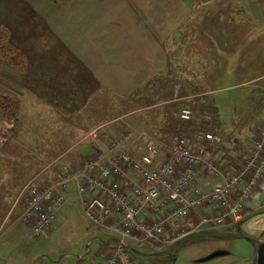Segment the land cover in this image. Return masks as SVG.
Listing matches in <instances>:
<instances>
[{"label":"rangeland","instance_id":"374dc122","mask_svg":"<svg viewBox=\"0 0 264 264\" xmlns=\"http://www.w3.org/2000/svg\"><path fill=\"white\" fill-rule=\"evenodd\" d=\"M25 1L45 18L58 37L82 59L88 55L93 56L94 52L99 55L103 52L101 48H94V43L89 44L86 50L79 48L89 41L87 27L99 29L104 26L109 32L111 27H115L111 33L102 34L115 36L119 29H125L127 25H134L136 22L144 25L148 18L144 10L156 2ZM21 3L20 0H0V150L8 147L12 162H17L16 167L12 166L13 181L18 182L13 184L14 194L27 184L23 189L26 195L31 184L47 187L56 186L61 180H71V173L97 157H102L108 164L123 151L139 156L140 150L146 145L141 135L152 138L162 151H169L178 135L187 133L193 139L200 130L212 132L217 143L222 141L220 150H211L214 157L228 161L234 156L236 158L233 161L241 160L245 163V155L253 147L260 123L264 120V0H196L195 3L187 0L190 19L192 15H197L195 21H205L204 33L208 36L202 37L198 30L191 35L187 26L181 33L182 26L180 28L176 20L165 22L168 27L159 28L160 35L153 30L154 36L160 37L162 45L167 49V57L164 58V71H159L156 76L148 79L144 98L140 93L117 96L112 90L104 89L96 97L90 95L89 88L95 87L80 83L89 73H80L76 79L78 73L70 65L64 66L60 62L56 42L47 43L49 37H45L42 25ZM126 3L135 7L136 22L132 12L125 8ZM51 6L56 10H52ZM248 14L254 20L249 19ZM139 25L135 27L144 35V30ZM180 33L191 37H184L180 42L169 40L171 35L177 38ZM213 34L219 47L218 44H211L214 42ZM148 37L145 35V40ZM48 44L51 52L53 51L51 54ZM172 61L179 70L170 69ZM235 61L239 68L231 71L230 66ZM103 72L107 76L113 71L106 69ZM13 79L19 80L28 89L12 84ZM23 91L35 101L31 102L30 99L29 103L28 99H23ZM157 91L158 96L155 93ZM211 100L217 101L215 110L218 111L209 109ZM176 104L183 107L178 106L176 111L173 106ZM185 108L192 109V118L184 121L180 110ZM200 110L203 111V116H198ZM173 118L183 119V123L177 125L173 122L171 125ZM97 119L100 122L98 126L101 127L96 131L94 121ZM149 119L151 123L146 124ZM83 121L91 125L82 129ZM176 125L180 126L179 129ZM77 127L81 129L77 131ZM17 131L22 135L19 136ZM129 132H133L134 136L118 144L115 149V141ZM24 136L30 141L26 140L25 147L21 146L19 150L18 142ZM87 145L92 146V152L85 156L83 151L88 152ZM20 160L25 161L26 166L23 167L20 163L19 167ZM79 183V179L72 181L66 193V196L73 197L71 203L75 204L68 203L61 213H55L53 226L42 236L29 233L30 228L22 221L21 214L16 221L19 225L13 231L8 232L6 228L10 223H5L7 227L0 232V264H76L78 256L85 255L86 252L88 256L86 255L85 260L97 261L103 257V252L98 253L99 250L95 248V237L91 234L96 231V225L85 215L84 204L76 191ZM263 184L264 180L259 190V193L262 191L261 196L251 206H264ZM72 187H75L76 195L71 193ZM79 204L83 207L84 214ZM2 206L4 210L6 206ZM263 206L256 210L247 207L248 213L264 209ZM70 210H74V213L66 214ZM143 217L139 219L142 220ZM196 220L197 217L170 220L164 229L165 234L174 238V241L145 246L156 247L154 252L164 248H167L166 251H174L172 244L181 235L184 236L185 231L181 230L196 228ZM107 222L101 220V224ZM243 231L264 237V214L248 221ZM18 235L20 240H17ZM213 240L215 239L202 238L190 242L189 247L181 251L175 264L255 263V243L246 239L225 240L223 243ZM216 243L223 244L229 254L213 261L197 263L202 257H207L209 248L216 247ZM129 244L136 250H143L138 244ZM145 249V252H149L146 247ZM129 252L136 264L147 263L139 259L133 250ZM156 255L147 264H159L161 260V264L166 263V257Z\"/></svg>","mask_w":264,"mask_h":264},{"label":"built area","instance_id":"2783aa9c","mask_svg":"<svg viewBox=\"0 0 264 264\" xmlns=\"http://www.w3.org/2000/svg\"><path fill=\"white\" fill-rule=\"evenodd\" d=\"M191 112L184 109L181 117L189 120ZM260 125V138L245 155V163L234 170L209 155L206 143L217 142L211 132H197L196 141L201 142L198 146V141L189 139L186 134L178 135L169 151H162L152 138L141 135L146 145L139 156L123 151L108 164L97 157L71 173V180H61L58 185L47 187L31 184L27 189V206L20 217L35 236H42L53 226L57 210L71 203L73 197L66 193L70 183L79 179L76 191L85 214L119 236L122 242L140 246L171 243L174 238H169L164 228L167 222L177 218L197 217L196 228L181 230L185 231L184 236L206 227L236 226L248 213L247 205L257 198L264 180V120ZM132 136L133 132H129L115 141V149ZM199 169L222 179L223 183L206 182L204 186L210 191L197 189ZM121 179H129L133 198L125 194ZM94 192L98 194L91 197ZM114 215L121 217L118 223L111 219ZM101 220L108 222L101 224ZM130 255L120 244L117 253L102 264H119L120 256L123 264H136Z\"/></svg>","mask_w":264,"mask_h":264},{"label":"crops","instance_id":"0c3cea01","mask_svg":"<svg viewBox=\"0 0 264 264\" xmlns=\"http://www.w3.org/2000/svg\"><path fill=\"white\" fill-rule=\"evenodd\" d=\"M20 1L22 2L21 4L27 9V11H29V13H32L37 18V21H39V24L42 25L41 27H43L44 31L46 32L45 37H49L48 38L49 40L47 43L56 42L55 46L60 51V55H59L60 62H62L64 64V66L70 65L74 69V71H76L78 73L76 79L79 77L80 73L81 74L83 72L89 73L88 76H85L81 79L80 83L83 82L86 84H92L95 88H97V89L92 88V87L89 88V91H91L90 95H92L93 97H96L95 95L98 92H99L98 94H100L101 90L104 89L106 91L112 90V93L114 95H117V96L134 95V94L136 95L137 93H140V94H143L142 98H144V96L146 95L145 88H147L148 79L156 76L157 72L164 71V64H165V60H166L164 58L167 57V53H166L167 49H165V47L162 45L161 38L154 36L153 30H156L154 33L159 34V28L168 27V25L165 24V22L169 23V21L176 20L177 23H179L180 28L182 26V28L180 30L182 33L183 31L186 30V26H185L186 24L185 23L186 22L188 23V21L190 20V14H191V12L189 10V6L186 3L187 0H185V2L183 0H179V1H177V0H159V3L156 0V2L153 5L150 4V6L144 10V12H146L148 14V16H147L148 18H147V20H145V24L139 25V23L136 22L135 7L134 6L132 7L126 3L125 8H127L129 11L132 12V15L134 17L136 24L127 25L126 28L122 29V30L119 29L118 33L115 36H112V34L108 35V36L102 35V34L111 33L115 27H113V28L111 27L110 32L108 30H106L104 26L99 27V29L96 27H89V28L87 27L86 31H87V34L89 37V41L87 44H85L84 46L79 47V48L82 50H86V49H88L89 44L94 43L95 44L94 48H97V49L101 48L103 50V52L100 55L98 52H94L93 56L90 57L88 55V57L85 56V58L82 59L81 57H79L77 54L74 53V50H72L69 47V45H67L65 43V41H63L61 38L58 37V35L54 32V30L51 29V27H49V24L47 23V21L45 20V18L41 14H38L33 9V7L30 4H28V2H26L25 0H20ZM144 2H145V0H137L138 4H142ZM50 8L52 10H56V8L53 6H51ZM183 16H184V18H183ZM186 16L188 17V19H186ZM247 16L249 17V19L251 18L252 20H254V18L252 16H250L249 14ZM263 16H264V14H263ZM240 21L238 23H236V22L235 23L237 25H239ZM137 25L142 27V29L144 30V35H143V33L138 32V29L135 27ZM96 32H99V33L96 35ZM189 32H190V29H189ZM120 33H122V36L120 35ZM181 33H180V36L177 38L171 37L172 36L171 35L169 40L170 41L175 40V41L180 42L183 40L184 37H186V39H188L192 35L191 32H190L191 35H189V36L181 34ZM253 34H255V32L252 33V35ZM145 35L149 36L146 40H145ZM204 35L205 34H203L202 37L208 36V35H205V36ZM214 36H215V34L212 35L214 42H212L211 44L217 45L218 43L216 44ZM219 43L222 44V42H219ZM48 46H49V44H48ZM217 47H219V44L217 45ZM220 47H222V46H220ZM48 48L47 49L50 51L49 54H51L53 51L51 52L50 46ZM57 49H56V52H58ZM218 54H220V51H218ZM172 63H173V61H172ZM172 63H171L170 69L179 70L177 65L175 63H173V64ZM238 68L239 67L237 65V62L236 61L232 62L231 66H230V70L236 71V70H238ZM106 69H109L110 71H113V72L111 74L109 73L107 76H105V73L103 72V70L106 71ZM67 73L70 75L69 71ZM255 77H257V76H255ZM84 78H86V80H84ZM22 83H24V82H22ZM12 84H19L18 87L27 88L26 85L19 83V80L13 79ZM15 87H17V86H15ZM184 87H188V86H184ZM139 88H140V90H139ZM158 92L159 91H157L155 93H158ZM158 95H159V93L156 94V96H158ZM22 98L28 99L29 103H31L32 101L33 102L35 101L34 98H31V96L29 97V95H27V93L24 91L22 92ZM30 99H31V102H30ZM215 102H217V101L211 100L209 103L211 105L214 103V105H215V104H217ZM185 109H189V108H185ZM181 110H182L181 112H183V109H181ZM81 113L82 112L80 111L79 114H81ZM219 116L221 117V115H219ZM93 119H95V118H93ZM172 120L173 119H171V121ZM94 122H95L94 123V125H95L94 129H96V131H97V129H100V127H101V126H98L100 122L98 119L95 120ZM150 123H151V119H149V122H147L146 124H150ZM87 125H91V124H88V123L83 121L81 123L82 129H84V128L87 129L88 128ZM81 127L80 128L77 127L78 128L77 131H79V129H81ZM91 127L93 128L94 126H91ZM91 127L89 126V128H91ZM17 133L19 134V136L22 135L19 131H17ZM196 134H195L194 138L192 139L189 136V134L186 133V135L188 136L189 139L194 140L197 143L198 140L196 141ZM213 135L215 136V134H213ZM97 136L98 135H96L95 138H97ZM259 138H260L259 134H257L256 140H258ZM26 140L30 141V139H27L25 136L21 138V140L18 142V149L21 146H22L21 148L25 147L24 143L26 142ZM256 140H255V142H256ZM217 142L216 143H210V142L206 143V149H207L209 155L213 156L212 151H211L212 149L213 150L214 149L220 150L221 145H222V141L219 143H217ZM200 143L201 142L198 141L197 146L200 145ZM86 147H88L87 148L88 152L83 151V155H85V156H87L88 154L91 155L92 146L87 145ZM231 157H232V155H231ZM233 158H236V157L233 156L232 160H228V161L222 160V161L225 162V164L227 166L231 167L232 170L237 169V168L241 167L242 164H244V162H242L241 160H239L241 163L238 161H233ZM216 159L219 160L218 158H216ZM219 161H221V160H219ZM16 163L17 162L15 160L12 162V158L10 155V149L8 147H4L3 149L0 150V232H1L2 228L7 227V226H5V223H7V224L10 223L9 227L6 228L7 231L8 232L13 231V229L19 225V223L17 224V222H16L17 219H19V215L24 212V209L27 206L26 203H27V199L29 197V193L27 190L28 194L26 195L25 192H23V189L28 184L23 186V188L21 190L17 191L16 194L13 193L15 190V189H13V184L18 183L15 180L13 181L12 166L16 167ZM20 163H22L23 167L26 166L25 161L22 160V162H21V160H20L18 162L19 167H20ZM198 175H199V178L195 182V186L197 189L201 188L204 191H210V189L206 190V188L204 186V184L206 182H209L210 185L223 183L222 179L216 178L213 175L205 174L201 169H199ZM210 176H211V178H210ZM130 179H132V178H130ZM210 181H212V182H210ZM120 182H121L122 189L124 190V192L128 196V198H133V193L129 188V179H121ZM260 188H259V190H260ZM262 188H263L262 190L264 191V184H263ZM70 191H71V193H73V195L77 194L75 192V187H72ZM261 192L262 191H260V193ZM260 193L258 191L256 199L260 198V196H261ZM97 194H98V192H94L93 194H91V197H94ZM253 201L251 203H253ZM251 203L248 204V208H250L251 210H256L257 208H259V206H263V204H261L259 206H256V205L251 206ZM73 204H75V203H71V205H73ZM2 205L6 206V208L4 210H2L4 208ZM79 205L81 207V212L84 214L83 207L81 206V204H79ZM64 207L65 206L59 208V210H57L56 214L58 215L59 213H61L62 212L61 210ZM74 210L76 211V209H74ZM74 210L67 211L66 214L71 215L72 213H74ZM77 212H78V214H80L79 211H77ZM80 215L83 216L82 214H80ZM120 218L121 217L119 215L118 216L114 215L111 219L114 220L116 223H118ZM88 219H89V217H88ZM89 220L91 223L93 222L91 219H89ZM94 225H96L95 226L96 231H93V233H91V234L93 235V237H95V241H96V247L95 248L97 249V251L99 250L98 253L103 252L104 255H103V257H100L99 259H97V261H96V259L85 260L86 255L88 254V252H86L85 255H79L78 256L76 264H85V263H87V261H89L90 264H102V263L106 262L109 257L116 254L118 251L117 240L120 237L117 236L112 231H110L109 229L106 230L102 226H100L96 223H94ZM27 228H30V226H28ZM29 233L32 234L31 228L29 229ZM15 238L16 237H14V239ZM20 239H21V237L18 235L17 240H20ZM36 239H39V238H36ZM142 247H143V250L142 251L138 250L139 253H137L139 256V259H142L143 262L144 261H147V263L151 262L154 259L153 256L158 254V253H156V251L154 252L156 247L145 246V245H143ZM145 247L147 248V250L149 252L144 251V250H146ZM188 247L189 246L186 245V247H184L183 249L188 248ZM90 250L91 249H89V251ZM181 251H180V253H181ZM210 251H211V249L209 248L208 252H210ZM90 252H93V250ZM180 253H179V255H180ZM202 258H204V257H202ZM202 258L199 259L197 261V263H201ZM119 259H120L119 264H123L124 259L121 256ZM147 263H145V264H147Z\"/></svg>","mask_w":264,"mask_h":264},{"label":"water","instance_id":"95a60500","mask_svg":"<svg viewBox=\"0 0 264 264\" xmlns=\"http://www.w3.org/2000/svg\"><path fill=\"white\" fill-rule=\"evenodd\" d=\"M264 214V209H259L254 212L248 213V215L244 216L237 224L240 226V229L237 232H222L218 228H206L201 229L200 231H193L190 232V234H187L181 238H179L176 242L172 244L174 247V251H166L167 248H164L163 250H158L156 253H158L160 256L166 257V263L165 264H175L177 260L179 259V253L180 251L186 247V245H189L190 242L202 239V238H215L220 240H237V239H246L248 241H251L256 244V259L254 264H264V237H257L254 234L250 232H244L241 228V226L244 223H247L248 221L252 220L255 217H258L259 215ZM118 246L120 244L123 245L128 251L132 250L136 253H139L138 250H136L132 245L128 242H122L121 238L117 240ZM226 255V253L223 252H216L214 255L207 256L205 258H202L201 263L203 262H209L214 260L215 258L221 257ZM161 264V261L160 263Z\"/></svg>","mask_w":264,"mask_h":264},{"label":"trees","instance_id":"16d2710c","mask_svg":"<svg viewBox=\"0 0 264 264\" xmlns=\"http://www.w3.org/2000/svg\"><path fill=\"white\" fill-rule=\"evenodd\" d=\"M192 2H194L195 3V1L196 0H191ZM197 15H192L191 16V19L188 21V23L185 25V26H187L189 29H190V31H191V33H194L195 31H199L200 33H201V35L203 36V34H205L204 33V29H205V26H204V24H206L205 23V21H202L203 23H199V22H197V21H195L196 19H197ZM201 17V16H200ZM184 26V27H185ZM204 26V27H203ZM205 35H207V34H205ZM204 35V36H205ZM174 107H175V109H176V111L178 110V106H180V104H176V105H173ZM180 107H183V106H180ZM209 109H212L213 111H217V110H215L216 109V105H214V104H210L209 103ZM207 110H208V108H207ZM180 111H182V110H180ZM198 113H200L198 116H203V111L202 110H200ZM181 116V115H180ZM181 118V117H180ZM178 121V122H177ZM185 121V120H184ZM191 121V120H190ZM173 122H175L174 124H176L177 123V125H180L181 123H183V119H181V120H177V119H174L173 118V120H172V122H171V125L173 124ZM176 125V128H178V127H180V126H177ZM179 129V128H178Z\"/></svg>","mask_w":264,"mask_h":264},{"label":"flooded vegetation","instance_id":"af4514ba","mask_svg":"<svg viewBox=\"0 0 264 264\" xmlns=\"http://www.w3.org/2000/svg\"><path fill=\"white\" fill-rule=\"evenodd\" d=\"M246 223H244L242 226H241V228H242V230L244 229V225H245ZM240 229V226L238 225V224H236V226H232V227H225V228H223V229H219L220 231H222V232H237L238 230ZM215 239V238H214ZM226 240V239H225ZM229 240V239H228ZM213 241H216L217 243H223V242H225L224 240H220V239H215V240H213ZM216 243V244H217ZM223 246V244H217V246L216 247H214L213 249H211V251L209 252V254L207 255V256H210V255H214V253H216V252H223V253H226V255H228L229 254V252H228V250L227 249H224L225 248V246ZM256 246V245H255ZM226 255H224V256H221V257H225ZM221 257H218V258H221ZM216 259V258H215ZM162 262V261H161Z\"/></svg>","mask_w":264,"mask_h":264}]
</instances>
